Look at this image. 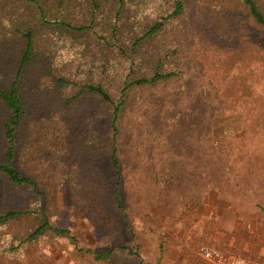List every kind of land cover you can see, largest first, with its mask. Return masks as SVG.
I'll use <instances>...</instances> for the list:
<instances>
[{"label": "rangeland", "instance_id": "374dc122", "mask_svg": "<svg viewBox=\"0 0 264 264\" xmlns=\"http://www.w3.org/2000/svg\"><path fill=\"white\" fill-rule=\"evenodd\" d=\"M144 2L148 12L170 5ZM236 4L196 0L175 27L165 26L162 41L177 42L173 64L184 77L131 90L117 139L125 215L113 204L108 141L89 143L85 123L68 114L51 112L26 125L20 165L38 186L12 187L0 176V208L7 199L28 212L0 224V264H181L219 226L195 219L204 186L228 198L251 190L264 206V40L242 18L244 9L233 14L232 26L229 8ZM214 18L231 29L228 38L215 39ZM111 76L117 86L121 74ZM177 195L181 203L167 205ZM41 212L69 235L47 231L23 241L41 223Z\"/></svg>", "mask_w": 264, "mask_h": 264}, {"label": "trees", "instance_id": "16d2710c", "mask_svg": "<svg viewBox=\"0 0 264 264\" xmlns=\"http://www.w3.org/2000/svg\"><path fill=\"white\" fill-rule=\"evenodd\" d=\"M195 1L166 0L169 8L159 4L148 12L144 0H0V176L12 187L36 191L37 181L20 165L24 128L51 112L68 114L69 120L85 123L89 143L94 145L100 137L110 143L113 204L125 215L117 139L130 92L174 84L184 77V69L173 64L177 42L165 47L162 41L165 26L174 22L175 27ZM237 1L229 8V22L237 26L233 14L244 9L242 18H249L257 39L264 40L260 0ZM214 20L215 39L228 38L231 29ZM113 71L122 77L117 86ZM100 126L106 127L104 132ZM4 204L0 224L28 213L10 206L7 199ZM41 213V223L23 241L47 231L69 235Z\"/></svg>", "mask_w": 264, "mask_h": 264}, {"label": "crops", "instance_id": "0c3cea01", "mask_svg": "<svg viewBox=\"0 0 264 264\" xmlns=\"http://www.w3.org/2000/svg\"><path fill=\"white\" fill-rule=\"evenodd\" d=\"M221 160L225 165V169L228 168V163L224 159L222 153L219 151ZM231 165V163H229ZM228 175H229V171ZM247 191V195L235 194L229 196L233 200H243L248 205L253 208H258L262 213H257L258 218L254 217L252 219L253 229L251 231H246L243 220H238L232 216H222L215 220V224L218 223L219 226L215 225V230L209 236V244L218 247L226 254H232L235 256L245 257L252 260L258 264H264V206L255 199V195L251 190ZM257 198V197H256ZM167 205L173 207L178 206L183 199L180 196H168ZM252 200V202H251ZM221 224V225H220ZM199 242V241H198ZM194 250V249H193ZM195 252V251H194ZM192 252L181 264H215L211 260L204 259L199 252L195 254Z\"/></svg>", "mask_w": 264, "mask_h": 264}, {"label": "built area", "instance_id": "2783aa9c", "mask_svg": "<svg viewBox=\"0 0 264 264\" xmlns=\"http://www.w3.org/2000/svg\"><path fill=\"white\" fill-rule=\"evenodd\" d=\"M212 156L217 163L222 162L215 153ZM257 213L259 212L255 208L242 199H230L223 195L218 188L209 185L201 189L194 211L196 220L215 221L228 214L238 220H243V225L247 231L253 229L252 219L259 217ZM197 251L204 259L211 260L215 264H258L245 257L226 254L218 247L206 242L199 243Z\"/></svg>", "mask_w": 264, "mask_h": 264}]
</instances>
